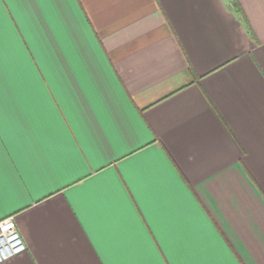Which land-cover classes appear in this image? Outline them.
Wrapping results in <instances>:
<instances>
[{"label":"crops","instance_id":"crops-1","mask_svg":"<svg viewBox=\"0 0 264 264\" xmlns=\"http://www.w3.org/2000/svg\"><path fill=\"white\" fill-rule=\"evenodd\" d=\"M221 4L178 29L156 0H0L5 210L65 185L108 264H159L160 252L229 264L241 237L259 238L249 187L260 191L239 163L226 170L221 155L187 178L175 163L181 146L225 133L244 155L226 122L243 87L229 69L264 41V0ZM201 29L221 42L201 47Z\"/></svg>","mask_w":264,"mask_h":264},{"label":"snow or ice","instance_id":"snow-or-ice-1","mask_svg":"<svg viewBox=\"0 0 264 264\" xmlns=\"http://www.w3.org/2000/svg\"><path fill=\"white\" fill-rule=\"evenodd\" d=\"M37 2L43 4L51 0ZM156 3L166 16L175 20L178 29L186 23L210 18L223 7L221 0H156ZM221 40L215 30L201 29V47L214 48ZM249 51L250 56L229 69L239 74L243 87L236 94L235 101L229 104L230 120L226 121L232 136L241 143L244 155L235 151V145L225 133L227 142L203 137L195 147L191 143L181 146V156L175 163L187 178L202 172L210 160L221 155L230 157L223 168L239 171L235 165H241L243 172L260 191L256 196L249 187L254 211L264 216V41L259 47L249 43ZM196 55L194 51V60ZM147 127L159 137L151 121H147ZM116 159L118 162L119 158ZM113 171L119 175L118 169ZM211 176L213 172L209 171L199 179ZM83 178L87 179L88 173H84ZM80 179L76 177L74 181H68L67 186L78 183ZM64 187L50 188L30 198L27 203H17L8 210H5L4 200L0 197V264H108L95 238L83 227L72 193L65 194L62 191ZM231 251L229 264H264V228L260 229L259 238L252 232H249L247 241L241 237L240 247ZM159 255L162 257L159 264H168L167 256L163 252Z\"/></svg>","mask_w":264,"mask_h":264}]
</instances>
